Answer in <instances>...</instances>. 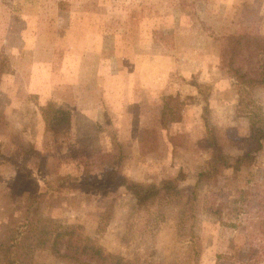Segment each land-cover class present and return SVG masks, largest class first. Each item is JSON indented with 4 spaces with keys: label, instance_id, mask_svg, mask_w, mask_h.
<instances>
[{
    "label": "rangeland",
    "instance_id": "374dc122",
    "mask_svg": "<svg viewBox=\"0 0 264 264\" xmlns=\"http://www.w3.org/2000/svg\"><path fill=\"white\" fill-rule=\"evenodd\" d=\"M231 34L264 44V0H0V237L36 216L124 264H264V141L192 187L208 136L233 162L264 121V82L239 79L264 76V58L222 60ZM110 168L184 176L139 207L87 187ZM31 263L72 264L45 249Z\"/></svg>",
    "mask_w": 264,
    "mask_h": 264
},
{
    "label": "trees",
    "instance_id": "16d2710c",
    "mask_svg": "<svg viewBox=\"0 0 264 264\" xmlns=\"http://www.w3.org/2000/svg\"><path fill=\"white\" fill-rule=\"evenodd\" d=\"M222 41L220 58L230 65L236 56L240 57V61L246 59L243 56L264 58V44L259 36L231 34L225 36ZM241 50H245L246 55L239 56ZM239 79L245 82H264V76L244 78L241 74ZM53 108L50 100H47L44 106L40 107L43 121L49 127L60 121V115L54 113L56 111ZM162 116L161 111L160 122L164 124ZM243 140L249 141L248 148L242 154L237 155L233 162H230L216 141L208 136L206 143L210 148V155L202 166L193 172L192 187H197L201 181L215 178L219 168L238 170L245 160L250 159L253 153L259 151L264 141L263 118L251 123L250 135ZM183 176L179 173L178 176L162 179L158 183H143L120 175L117 170L110 168L103 171L100 178L86 176L84 181L90 188L121 187L132 196L136 206L142 207L157 199L165 200L174 194L178 189L177 182ZM37 196L38 194H35L31 198H37ZM29 208L30 204L26 207V213L30 212ZM33 219L23 217L22 221L14 226L15 228L5 231V234L0 237V264H33L31 263L32 253L38 249L49 250L56 257L72 264H124L120 257L103 252L91 239L79 236L71 225L53 228L43 218L35 216ZM1 228H3L2 224H0Z\"/></svg>",
    "mask_w": 264,
    "mask_h": 264
}]
</instances>
